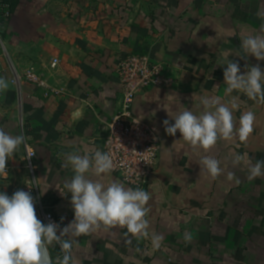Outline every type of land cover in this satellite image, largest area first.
I'll return each mask as SVG.
<instances>
[{
    "label": "crops",
    "instance_id": "1",
    "mask_svg": "<svg viewBox=\"0 0 264 264\" xmlns=\"http://www.w3.org/2000/svg\"><path fill=\"white\" fill-rule=\"evenodd\" d=\"M2 5L0 78L8 88L0 92V127L23 134L26 141L7 161L0 192L30 191L40 221L42 208L61 228L73 221L64 183L74 173L64 166L65 155L103 152L105 126L122 98L118 63L128 53L146 54L165 64L174 80L169 88L146 90L132 107L155 129L161 145L143 189L151 197L149 237L101 226L75 238L76 264H264V176L249 180L246 163H231L236 154L253 164L264 160V103L238 91L227 95L223 77L228 59L239 63L241 74L246 65L264 70V61L237 56L245 55L240 48L245 35H264V0H18L13 12ZM53 59L59 64L51 83L61 92L11 82L14 69L41 70ZM204 96L219 97L229 107L236 98V128L243 112L255 114L246 142L234 136L218 140L207 152L194 151L179 131L174 137L166 134L163 121L174 124L172 117L185 108L199 115ZM27 148L35 151L33 170L27 166ZM205 155L220 160L224 169L215 180L201 171ZM229 171L239 184L227 180ZM87 175L106 186L118 181L131 187L112 172ZM153 233L163 236L159 248L151 243Z\"/></svg>",
    "mask_w": 264,
    "mask_h": 264
},
{
    "label": "clouds",
    "instance_id": "2",
    "mask_svg": "<svg viewBox=\"0 0 264 264\" xmlns=\"http://www.w3.org/2000/svg\"><path fill=\"white\" fill-rule=\"evenodd\" d=\"M240 48L245 55L237 56L246 59L251 55L257 61H264V35H245ZM224 65L227 95L238 91L253 101L264 103V70L259 64L246 65L247 71L243 74L238 62L228 59ZM7 88L6 80L0 78V92ZM235 100L233 98L229 107L221 103L219 97L204 96L201 98L204 110L199 115L185 108L172 117L174 124H170L168 119L163 121L164 130L173 137L179 131L182 139L194 151L203 149L207 152L218 140H230L234 136H238L241 142H246L254 130L255 114L252 111L243 112L239 118V127L236 128L233 110L238 108V104ZM25 141L23 134L12 135L0 127V175L8 174L7 161ZM242 162L248 165L247 179L264 176V160L253 164L244 155L236 154L231 161L233 167L240 166ZM220 163V160L210 155L203 156L199 161L201 171H205L213 180L224 171ZM64 166H70L74 173L71 180L64 183V188L71 193L74 219L63 228L52 221L44 224L37 218L30 191L18 189L11 196L0 192V264H53L51 256L45 253L49 246L55 245H59L63 253L62 258L59 255L56 257L55 264H76L72 256V249L78 244L75 238L95 232L101 226L105 230L122 227L132 236L149 237V222L146 217L150 212L147 207L150 194L141 188L125 187L118 181L106 186L87 175L91 172L99 177L110 173L113 169L110 154L100 150L83 156L68 153L65 155ZM227 180L240 183L232 171L227 173ZM162 239V235L153 233V247L159 248ZM185 239L190 240L191 235L185 236Z\"/></svg>",
    "mask_w": 264,
    "mask_h": 264
},
{
    "label": "built area",
    "instance_id": "3",
    "mask_svg": "<svg viewBox=\"0 0 264 264\" xmlns=\"http://www.w3.org/2000/svg\"><path fill=\"white\" fill-rule=\"evenodd\" d=\"M1 6L3 5L0 1ZM58 64V59H53L49 66L43 67L44 71L34 66L22 70L14 69L11 82L16 86L28 82L47 93L61 92V89L51 83V73ZM117 75L122 87V98L116 113L105 126L102 136L103 152L110 154L112 158V173L129 186L144 189L155 170L161 145L157 133L133 114V103L146 90L169 88L173 86L174 80L165 64L139 53H128L120 59ZM34 157V149L27 148V166L30 170H33ZM41 215L44 224L49 221L58 224L51 211L42 208ZM59 256H63L61 251ZM55 260L56 258L53 264Z\"/></svg>",
    "mask_w": 264,
    "mask_h": 264
},
{
    "label": "trees",
    "instance_id": "4",
    "mask_svg": "<svg viewBox=\"0 0 264 264\" xmlns=\"http://www.w3.org/2000/svg\"><path fill=\"white\" fill-rule=\"evenodd\" d=\"M2 3L4 4H8L9 8H10V12H13L16 8V6L18 5V0H1ZM50 254L52 257V261H54V259L60 255V250L58 247H56V249H51L50 248Z\"/></svg>",
    "mask_w": 264,
    "mask_h": 264
},
{
    "label": "water",
    "instance_id": "5",
    "mask_svg": "<svg viewBox=\"0 0 264 264\" xmlns=\"http://www.w3.org/2000/svg\"><path fill=\"white\" fill-rule=\"evenodd\" d=\"M121 102V101H120ZM120 102H119V104H120ZM45 255H50L51 256V254H50V247L48 248V250H47V253H45ZM52 258V257H51Z\"/></svg>",
    "mask_w": 264,
    "mask_h": 264
},
{
    "label": "rangeland",
    "instance_id": "6",
    "mask_svg": "<svg viewBox=\"0 0 264 264\" xmlns=\"http://www.w3.org/2000/svg\"><path fill=\"white\" fill-rule=\"evenodd\" d=\"M41 70H43V69H41Z\"/></svg>",
    "mask_w": 264,
    "mask_h": 264
}]
</instances>
